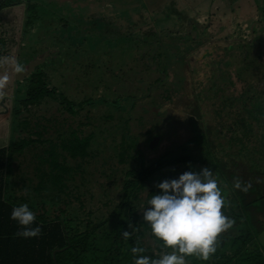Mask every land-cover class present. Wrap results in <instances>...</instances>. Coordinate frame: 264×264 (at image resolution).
<instances>
[{
  "label": "trees",
  "instance_id": "16d2710c",
  "mask_svg": "<svg viewBox=\"0 0 264 264\" xmlns=\"http://www.w3.org/2000/svg\"><path fill=\"white\" fill-rule=\"evenodd\" d=\"M22 4L26 18L18 25L6 9ZM36 4L0 3V57L22 49ZM253 5L261 17L253 42L236 39L224 44L223 53H208L205 65L192 71L190 85L184 77L168 82L167 71L157 66L162 76L143 94L129 92L123 86L128 77L120 76L111 100L69 105L45 64L21 80L4 110L11 139L0 148V264H134L136 246L156 259L161 249L142 210L160 194L155 185L196 166L212 170L226 201L222 211L235 223L219 236L208 261L192 257L188 264H264V0ZM195 47L172 50L170 63L186 59ZM153 106L169 108L156 116ZM158 118L166 128H156L152 120ZM117 119L113 131L101 128L102 121ZM224 128L232 129L228 140ZM157 135L165 145L150 149ZM237 179L251 187L235 189ZM25 203L36 214L32 227L41 228L38 237L15 235L21 229L11 213ZM124 231L131 233L127 240Z\"/></svg>",
  "mask_w": 264,
  "mask_h": 264
},
{
  "label": "rangeland",
  "instance_id": "374dc122",
  "mask_svg": "<svg viewBox=\"0 0 264 264\" xmlns=\"http://www.w3.org/2000/svg\"><path fill=\"white\" fill-rule=\"evenodd\" d=\"M34 1L37 4L30 14L32 18L24 34V46L20 50L13 49L9 55L23 65L24 72L11 74L3 95H0V148L7 146L11 139V128H4L7 118L1 116L5 113L3 110L13 102L21 80L43 64L52 76V85L69 105H82L91 99L97 102L101 98L111 100L115 97V84L120 76L128 77L123 86L129 92L143 94L152 82L162 76L157 66L167 71L166 75L163 74L168 82L169 78L177 81L184 77L190 85L193 60L180 58L183 65L173 67L169 61L174 57L167 48L184 53L187 45H201L204 35L209 42L224 36L226 45H232L235 39L249 41L251 36L246 38L251 33L253 20L257 21L259 17L253 0ZM14 7L12 14L19 25L21 19L26 18L25 5ZM201 48L192 57L199 58L196 64L205 65L203 51L210 53L215 48L209 44ZM156 52L160 57L154 59ZM184 65L191 67L182 74L179 70ZM150 101L143 100L142 104L148 106ZM168 108H162L164 113ZM111 111L116 117L120 115L112 108ZM174 113L186 115L178 110ZM95 115L94 124L99 126L101 113ZM10 121L8 119V124ZM103 123L101 128L113 131L119 119ZM152 123L159 130L168 125L161 118L152 120ZM232 134V129L224 128V140ZM201 169L196 166L193 172Z\"/></svg>",
  "mask_w": 264,
  "mask_h": 264
},
{
  "label": "clouds",
  "instance_id": "9594fccd",
  "mask_svg": "<svg viewBox=\"0 0 264 264\" xmlns=\"http://www.w3.org/2000/svg\"><path fill=\"white\" fill-rule=\"evenodd\" d=\"M24 72V67L11 57H0V95L10 81L11 74ZM160 194H153L143 211V221L149 225L151 236L161 251L156 259L142 255L146 249L132 247L134 264H188L195 257L208 261L217 251L219 236L228 231L235 221L224 215L225 197L209 167L199 172H184L178 179L164 180L155 185ZM239 179L234 188L247 191ZM11 219L20 227L15 235L28 239L38 237L41 228L32 225L36 214L28 204L13 208ZM127 240L131 233L122 232Z\"/></svg>",
  "mask_w": 264,
  "mask_h": 264
},
{
  "label": "flooded vegetation",
  "instance_id": "af4514ba",
  "mask_svg": "<svg viewBox=\"0 0 264 264\" xmlns=\"http://www.w3.org/2000/svg\"><path fill=\"white\" fill-rule=\"evenodd\" d=\"M259 21H260V20H259V17H258V20H257V21H255V20L253 21V25H252V26H254V30H255V28H256V25L259 24ZM205 27H206V26H205ZM206 28H209V29H210L211 27H206ZM250 34H251V33H250ZM216 35H217V34H216ZM216 35H215V36H216ZM205 37H207V35H204V36L201 38V39H203V41H204L201 45H196V48H193V49L191 50V52L188 53V54L186 55V59H187V61H189V59H192L193 62H194V66H195V67H194V66L191 67L190 65H188L187 67H185V65H184V67H181V68H180V69H181V70H179L180 73H182V72L185 73V71H186L185 69L190 68V67H191L190 69H191L192 71H194V70L196 69V67H197V64H196V63L199 61V58H193V57H192V54H193L194 52H196L197 50H198V51H201L200 48H201V47H204L205 44H209V45L213 46V48H215V50H217V51H219V52H221V53L224 52V44H226V41H224V36H223L222 38H220V36H218L217 39L215 40V42H209L207 38H206L207 40L205 39ZM230 40H232V39H230ZM233 41H236V39L233 40ZM233 43H236V42H233ZM164 48H165V47H164ZM166 48H167V47H166ZM167 49H168L169 53H170V52H173V51H172L173 49H171V50H169V48H167ZM201 49H202V48H201ZM203 50H204V49H203ZM207 52H208L207 50H204V51H203V53H202L203 57H206V56L208 55ZM153 55H157V53H155V54H153ZM202 55H201V56H202ZM203 57H202V58H203ZM200 58H201V57H200ZM202 58H201V59H202ZM170 61H171V59H170ZM170 61H169V62H170ZM170 64H171V66H173V67L177 66L178 64H179L180 66L183 65L182 62L180 61V59H179L178 62H176V63H172V62H171ZM184 70H185V71H184ZM183 73H182V74H183ZM157 136H160V135H157ZM153 138H155V137H153Z\"/></svg>",
  "mask_w": 264,
  "mask_h": 264
},
{
  "label": "water",
  "instance_id": "95a60500",
  "mask_svg": "<svg viewBox=\"0 0 264 264\" xmlns=\"http://www.w3.org/2000/svg\"><path fill=\"white\" fill-rule=\"evenodd\" d=\"M2 1L3 0H0V3ZM253 39H254V26L251 27V38L249 41H246V42L252 43ZM151 110L156 116L160 115L161 113H164V110L162 108L153 107ZM161 139H162L161 136L155 137L149 144L150 149H155V147L160 143Z\"/></svg>",
  "mask_w": 264,
  "mask_h": 264
},
{
  "label": "crops",
  "instance_id": "0c3cea01",
  "mask_svg": "<svg viewBox=\"0 0 264 264\" xmlns=\"http://www.w3.org/2000/svg\"><path fill=\"white\" fill-rule=\"evenodd\" d=\"M13 9H15V7H12V8L6 9V10L10 11V13H11L12 16H15V15L12 14ZM11 15H10V16H11ZM15 17H16V16H15ZM3 111H4V110H3ZM1 116L4 117V118H7V121L4 122V128H10V124H8V119H11V118H10V114H9L8 112H5V113H4L3 115H1ZM10 122H11V121H10ZM260 241H261L262 245H264V233L260 236Z\"/></svg>",
  "mask_w": 264,
  "mask_h": 264
}]
</instances>
